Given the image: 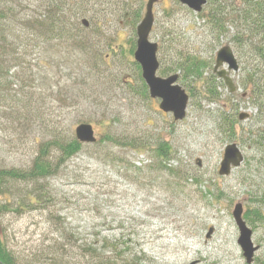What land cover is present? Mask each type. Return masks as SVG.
<instances>
[{
  "label": "rangeland",
  "instance_id": "1",
  "mask_svg": "<svg viewBox=\"0 0 264 264\" xmlns=\"http://www.w3.org/2000/svg\"><path fill=\"white\" fill-rule=\"evenodd\" d=\"M233 2L208 0L201 13L177 0L155 4L149 38L159 45L158 76L180 74L178 83L190 93L191 100L183 121L159 109L160 100L150 96L141 66L134 60L137 25L144 18L146 0H92L90 6L84 4L90 26L70 24L65 31L84 34L87 45L93 40L88 57L69 48L59 52L51 47L45 53L43 43L34 45L42 40L37 36L25 41L29 46L24 44L20 51L27 53L26 63L12 68L13 73L20 71L19 76L27 78V69L32 66L35 73L43 75L44 80L34 86L37 98L45 94L44 98L36 99L32 107L36 118L46 117L47 121L43 124L35 119L31 128L20 129L0 114V170L31 168L41 144L58 133L75 138L77 124L87 120L95 126L98 138L110 133L118 139L143 136L152 139L150 145L168 141L174 150L170 165L182 169L177 179L166 172H130L126 163L143 168L151 164L150 154L112 142L83 145L53 177L36 183L15 181L6 194L16 204L31 191L47 205V211L28 208L1 216L0 228L7 232L14 248L29 251L44 239L57 237V225L47 219L53 211L62 218L58 220L60 227L78 232L80 238L102 234L115 239L122 248L129 245L133 253L142 251L147 264H249L238 243L240 229L233 216L235 205L241 203L243 215L249 214L245 219L253 230L254 244L260 248L251 264H264V221L250 219L256 211L264 216V164L251 147L255 145L252 138L248 139L252 121L237 120L229 130L232 124L227 119L231 116L222 109L224 102L240 98H231L229 88L212 78L216 53L225 45L232 47L245 72L233 73L235 81L243 84L250 78L246 69L252 67L254 44L247 43L248 34L242 43L233 39L240 32L237 12L224 18L223 30L210 18L213 9ZM187 55L205 61L203 79L186 78L184 70L178 69L177 64ZM162 68L174 70L163 74ZM213 86L219 92L215 99ZM52 87L54 96H48ZM241 105L238 112L258 110L243 101ZM58 113L63 115L60 123ZM233 142L247 158L230 176H222L218 174L220 162L226 146ZM59 155L60 150L54 149L51 160L56 161ZM198 158L202 166L197 165ZM211 227L214 233L208 239ZM80 238L77 245L82 243Z\"/></svg>",
  "mask_w": 264,
  "mask_h": 264
},
{
  "label": "trees",
  "instance_id": "2",
  "mask_svg": "<svg viewBox=\"0 0 264 264\" xmlns=\"http://www.w3.org/2000/svg\"><path fill=\"white\" fill-rule=\"evenodd\" d=\"M233 1L230 5L225 6L223 4L213 9L210 13L211 22L223 30L226 24L224 18L232 15L233 12H237L235 21L240 23V32H237L233 39L237 43H242L246 38L245 34H248L247 43L250 41V44H254L250 51L252 60L250 64L252 67H248L249 82L251 85L253 84V87L261 89V95L264 96V68L259 67V64L264 66V0ZM84 4L90 6L92 0H87L86 3H84V0H0V114L7 121L16 124L18 128H31L35 119L43 124L47 121L46 117L36 118L37 116L35 117L34 115L36 111L32 107L36 99L43 100L44 98L45 94L43 98L42 96L37 98L39 94L34 86L36 82L44 80L43 75H40L39 72L38 74L35 73V69L32 66L27 69L28 73L25 74L27 78L19 76L20 71L13 73L12 68H20L26 63L27 53L20 50L24 47V44L27 47L29 46L28 43H25L27 39L37 36V40H42L34 45L40 46L43 43L47 46L43 51L45 53L51 47L57 51L59 50V52L63 48H69L74 52L87 53L90 46H93V40H90L87 45L86 41L88 40H86L87 38L84 34L76 35L65 31L70 24L79 25L82 23L81 18L85 17L87 13L85 7L83 8ZM139 12L138 10L135 13L137 17ZM36 32H39V34L35 35ZM53 41L56 44L53 45ZM12 42H16L18 47H16V43ZM95 58L97 57L95 56ZM182 58V62H179L177 67L184 70L185 77L203 79L205 61L201 62L197 57H191L190 55ZM41 59L39 58L38 60ZM97 65L99 66V63ZM169 70L173 71L174 69L162 68V73L168 74L171 72ZM50 90L51 93L48 96H54L53 87ZM69 92L70 88H68L66 94ZM211 92L212 96L216 98V89ZM58 94L60 95L61 93ZM56 117L59 123L63 119V115L61 114L60 116L59 113ZM87 122L91 123L90 120L81 121V123ZM235 122L232 119V128ZM99 124L106 126L102 121ZM230 128L231 126L229 130ZM148 141L153 142L152 139H146L143 136L118 139L112 134L106 133L99 138L98 143L112 142L117 145L122 144L135 152L150 154L153 160L150 165L143 166V168L137 167L132 163H126V168L130 172L134 171L140 174L154 171L164 174L166 172L173 179L179 178L182 168L170 165L174 157L172 145L166 140L157 141L154 145H150ZM82 146L83 144L78 139L68 136L64 137L58 133L54 139L41 144L39 155L35 158L31 168L22 170L14 167L0 170V218L7 212H23L28 208L47 211V205H42L38 196L36 198L31 191L26 192L23 199H17L16 204H12L11 199L6 194H10V191L15 186V181L36 183V181L53 177L67 163L68 159L78 153ZM56 148L60 150V155L56 161H52L51 155ZM55 214L56 212H49L47 219L51 220V224L57 225V237L52 240L46 238L38 247H30L29 251L14 248L7 232L0 228V260L2 263L147 264L148 259L145 256L141 257V254L144 255L141 253L142 251L133 253L129 245L122 248L115 239L113 240L105 235L95 234L93 239L91 237L80 238L77 235L78 232L60 227L58 220L60 218V221H62V218L60 215L57 216ZM248 215L247 212L244 217L249 218ZM251 216L250 219L253 222L254 219L264 221V216L260 211L253 212ZM78 237L82 240L80 245H77L80 241Z\"/></svg>",
  "mask_w": 264,
  "mask_h": 264
},
{
  "label": "water",
  "instance_id": "3",
  "mask_svg": "<svg viewBox=\"0 0 264 264\" xmlns=\"http://www.w3.org/2000/svg\"><path fill=\"white\" fill-rule=\"evenodd\" d=\"M158 0H147L146 12L144 18L137 25V45L134 53V58L140 64L143 70L142 76L148 86L150 95L153 98L160 99L159 108L161 111L171 113L177 121H183L187 116L189 106V94L187 90L178 84L179 74H172L169 77H159L160 60L158 59V43L151 41L149 38L155 22L154 6ZM186 5L189 9L196 13H200L204 6L207 5V0H177ZM82 24L86 27L90 26L89 19L82 18ZM215 70L220 77L226 80L229 88L234 90L230 77L226 76L228 71L225 69L219 71V68L225 63L228 64L229 70H238V61L236 55L230 45H225L216 54ZM241 118H244L242 116ZM75 138L83 144H94L97 142L95 128L91 123H80L75 131ZM244 156L236 143H230L224 150V157L220 162L219 174L230 175L232 167H239ZM197 164L201 165V159H197ZM244 206L241 203L235 205L233 216L235 217L240 235L238 243L243 250V255L249 264L254 262L256 251L260 248L254 244L253 230L247 225L243 217ZM214 233L213 227L210 228L207 238L210 239ZM1 261V260H0ZM4 264V263H2Z\"/></svg>",
  "mask_w": 264,
  "mask_h": 264
},
{
  "label": "flooded vegetation",
  "instance_id": "4",
  "mask_svg": "<svg viewBox=\"0 0 264 264\" xmlns=\"http://www.w3.org/2000/svg\"><path fill=\"white\" fill-rule=\"evenodd\" d=\"M146 2H147V0H146ZM238 64H239V60H238ZM225 69L228 71V74L226 73V76L230 77L234 90L229 88V86L226 83V80L217 74L215 67L213 70L212 78H213V80L216 79L217 81H220V83L224 84L227 88H229L231 98L235 95H238L240 100L237 99L236 101H233L234 100L233 99L232 101L224 102V106L222 109L224 111H226V113H228L231 116V119H230L231 121H232V119L235 121L239 120V122H242L244 120L245 121H249V120L252 121L251 127L249 129L250 135H249L248 139L250 140V138H252L251 141H253V143L255 145L251 146V147L254 149V151L257 153L258 157L262 160V162L264 164V96H262L261 92H260L262 90L259 88L257 89L256 87H253L252 86L253 84L251 85V83L249 82L250 78L248 76L249 74H248L247 69H246V73H247V76L249 78L247 80V82L245 81L242 84L239 82V80L235 81L236 77L233 75V73L238 74L239 72L242 71V73L245 74V72H244L243 68H241L240 64H239V69L236 71L235 70H229L227 65H225V67L220 68L219 71H223ZM260 83H262V82H260ZM216 84H217V82H216ZM216 92L218 95L219 92L218 91H216ZM253 99H254V101H252ZM242 101L244 103H248L250 108L251 107L258 108L256 113H253V111L251 113H250V111H249V113H246V112H243V109L238 112L237 108L242 106L241 105ZM240 109H241V107H240ZM237 112H238V114H236ZM242 116H244V118H241ZM227 120L229 123L231 122L229 119H227ZM230 126H232V125H230ZM246 158H247V155L244 154V160Z\"/></svg>",
  "mask_w": 264,
  "mask_h": 264
}]
</instances>
